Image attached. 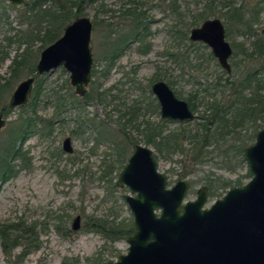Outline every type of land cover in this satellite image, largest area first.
<instances>
[{
    "label": "rangeland",
    "instance_id": "obj_1",
    "mask_svg": "<svg viewBox=\"0 0 264 264\" xmlns=\"http://www.w3.org/2000/svg\"><path fill=\"white\" fill-rule=\"evenodd\" d=\"M131 1L104 0L103 9L87 3L81 12L94 25L88 93L99 87L100 92L106 93L104 105L95 98L77 96L70 84V73L60 67L43 76L44 93L38 100L37 118L40 123L43 119L46 127L42 124L39 130L29 131L24 141L15 144L22 123L20 117L32 115L30 108L25 109L28 104L15 109L8 106L17 86L31 77L24 68L12 76L10 67L15 56L26 47L18 43L26 23L20 19L22 6L7 0L1 3L6 10L0 12V84L6 81L9 84L0 97V114L7 122L0 131V168L5 166L2 163L5 149L14 145L21 147L24 161H15V175L0 182V264H106L127 254L128 236H123L120 230L134 228V216L125 200L126 195L133 194L128 188H118L116 183L133 145L121 128L131 140L152 149L159 172L168 179V188L187 181L190 188L186 200L193 201L197 191L207 187L208 201L204 208H210L230 188L244 186L253 177L246 161L237 166L233 146L238 145L236 140L252 139L246 147L254 144L258 132L264 129V116L244 121L235 134L225 135L224 140H220L218 126H210L212 137H219L212 143L208 139L210 146L205 152L210 156L201 159V165H196L189 145L184 146L183 153L163 159L145 144L142 132L158 125H165L166 133L181 127L177 122L160 119V108L151 87L161 80L177 98L192 101L196 118L186 128L193 133L204 124L202 118L210 114L208 102L221 101L237 108L249 103L242 102L243 96L236 97L235 88L248 72H258V78L264 80V71L259 69L262 61L247 56L257 40H264V0H223L240 10L230 13L220 8L218 2L222 0H216L212 6L209 19L222 22L226 40L233 49L230 74L219 66L208 46L190 40L191 30L204 21L198 26L192 22L199 13L211 8L205 6L210 0H137L146 12L149 35L144 43L130 42L115 65L109 67L105 56L119 35L130 30L125 15L130 17L125 10ZM144 44L150 45L148 54L139 53L138 48ZM39 46L34 43L32 53L36 54ZM43 50L38 52L36 64ZM226 80L232 86L223 87ZM254 89L244 90L243 95H251ZM55 94L66 99L63 110H57ZM71 95L77 99L72 100ZM134 104L143 106L140 116L131 110ZM3 108H9L10 114H4ZM50 120H53L51 127L47 123ZM67 138L71 139L72 153L63 150ZM77 217L81 218L80 227L74 230ZM96 222L104 223V233L94 229ZM16 224L22 232L8 235V243L2 233Z\"/></svg>",
    "mask_w": 264,
    "mask_h": 264
},
{
    "label": "water",
    "instance_id": "obj_2",
    "mask_svg": "<svg viewBox=\"0 0 264 264\" xmlns=\"http://www.w3.org/2000/svg\"><path fill=\"white\" fill-rule=\"evenodd\" d=\"M8 1L17 6L25 3ZM93 30L89 17L68 24L63 35L41 52L36 76L63 67L70 73L75 94L84 98L93 68ZM190 40L208 46L219 66L228 74L232 72L233 49L219 19L206 20L192 29ZM35 82V77L22 81L8 106L15 109L27 105ZM151 90L159 102L162 120L183 124L196 118L189 103L177 98L166 82H156ZM6 125L0 114V131ZM63 149L73 152L70 138L64 140ZM243 154L252 179L244 186L232 187L222 199L204 208L208 201L206 187L197 191L196 200L186 201L190 184L179 181L168 188V179L159 172L152 149L134 145L117 187L126 186L135 195L125 196L134 216L135 232L127 240V254L106 264H264V129ZM80 221V217L75 219L74 230L79 229Z\"/></svg>",
    "mask_w": 264,
    "mask_h": 264
},
{
    "label": "trees",
    "instance_id": "obj_3",
    "mask_svg": "<svg viewBox=\"0 0 264 264\" xmlns=\"http://www.w3.org/2000/svg\"><path fill=\"white\" fill-rule=\"evenodd\" d=\"M4 0H0V12L5 11V7L1 5ZM216 0H210L205 5L206 8H209L206 12H201L198 16L195 17L192 22L193 26H198L200 22L206 21L210 18L212 6L215 4ZM98 4L102 9L104 8V0H26L24 5L22 6L23 12L21 16V20L25 21V30L22 31L21 36L18 40V43L21 47L26 46L21 53L17 54L11 63V71L12 76H16L20 74L22 69H26V72H29L31 77L36 78V84L30 99V102L26 106L25 109L30 108L32 111V115H25L24 117H20L22 123L19 124V137L15 138V142L18 140L24 141V138L28 134V132H33L35 130H39L43 125L44 120L42 119V123L37 118V105L39 98L43 95L44 89L42 88L44 83V78L36 76L35 67L38 59V52L47 48L48 46L55 43L63 34L64 28L73 21V19H78L83 15V7L85 4ZM220 8L226 10V12H238V7L229 1H220L218 2ZM15 9V6H10ZM125 14H128L130 18H126L125 22L129 23L130 30L129 32H125L124 34H120L119 37L113 43L111 51L105 56L106 62L109 64V67H113L116 61L122 56L123 51L126 49L128 44L132 41L138 42L141 41L144 43V40L147 39L149 35V22L147 21L146 12L139 5L137 0H132L128 9L125 10ZM231 15V14H230ZM232 16V15H231ZM235 16V15H234ZM34 43H39L40 46L34 54L32 53V46ZM32 45V46H31ZM139 53L148 54L150 52V45L147 44L140 46L138 48ZM247 55V54H246ZM251 57L253 60L262 61V64L259 66L260 71H264V40L259 39L255 42L252 47L250 54L247 55ZM258 72L247 73L243 78L241 84L236 87V97H242V102L246 103L244 107L237 108L231 104L223 105L221 101H212L208 102L206 108L209 109L210 114L206 118H202L204 120V124L200 128H197L196 132L193 133L192 130H188L187 125H181L180 129L174 131L164 130L165 125H158L154 127L153 130L142 132V136L144 138V142L147 146H152L163 159H170L173 155L184 152V146L189 145L190 148L188 151H192L193 159L196 160V165L202 164L201 159H205V157H209L210 154L206 153V149L209 148V140L211 143L214 142L219 136H222L220 140H224L225 135L232 134L240 128L244 121L249 122L252 120V117L256 115L264 116V80L258 78ZM7 81L4 84H0V97L3 93V90L8 87ZM173 84V83H171ZM236 85V84H235ZM215 86V85H214ZM232 86V82H228L226 80V86ZM251 87H255V91L251 95L244 96V90H247ZM100 88L97 87L96 90L91 91L85 96V99L95 98L97 102L104 105L106 100V93L100 92ZM57 97V110L64 109V102L66 99L61 97L60 95H56ZM72 100H76L77 97L75 95H71ZM94 99V100H95ZM114 99L118 100V96H115ZM190 106L192 105V110H195V106L192 104V101L188 99ZM158 108V105H157ZM23 109V108H22ZM23 109V110H25ZM134 109L135 115L140 116L144 112L143 106L140 104H134L131 106V110ZM9 108L2 109L4 114H10ZM29 111V112H30ZM130 111V108H129ZM7 112V113H6ZM133 114V112L131 113ZM63 121V120H62ZM51 127L53 126V120L47 122ZM43 124V125H42ZM215 125L218 126L216 129L220 131L219 136L213 138L210 132V126ZM101 127V126H100ZM150 126L148 125L147 128ZM122 129V133L126 135L130 139L132 144L139 143V141L131 140L132 138L126 132L124 128ZM209 139V140H208ZM219 140V141H220ZM252 140V139H251ZM251 140H245L242 142L241 140H236L235 144L238 142L237 146L234 147V153L238 160L237 166H239L240 162L245 163L243 158V150L247 146L248 142ZM219 141L215 143H219ZM15 146V145H14ZM5 149L4 153L6 154L2 163L5 162V166L0 168V182L8 180L9 177H13L15 175V171L17 166H13L15 161H24L22 158V149L19 147ZM205 154V155H204ZM207 155V156H206ZM6 158V160H5ZM9 159V160H8ZM229 185V184H227ZM211 190V188H210ZM221 190V189H220ZM99 222V221H98ZM94 225V229H97L99 233H104V223H98ZM10 229V231H7ZM123 236H130L134 233V228L131 227L129 230H120ZM5 232L2 233V236L8 240V235L11 233L19 234L22 232L20 230V225L16 224L10 228H5ZM118 233V230L116 231ZM11 237V236H10ZM12 239V238H11ZM7 243V242H6ZM9 243V240H8Z\"/></svg>",
    "mask_w": 264,
    "mask_h": 264
},
{
    "label": "flooded vegetation",
    "instance_id": "obj_4",
    "mask_svg": "<svg viewBox=\"0 0 264 264\" xmlns=\"http://www.w3.org/2000/svg\"><path fill=\"white\" fill-rule=\"evenodd\" d=\"M7 1H8V0H7ZM9 3H10V2H9ZM10 4H11V3H10ZM82 17H86V16H82ZM82 17H80V18H82ZM78 19H79V18H78ZM75 20H77V19H75ZM75 20H74V21H75ZM204 22H205V21H204ZM204 22H203V23H204ZM63 32H64V31H63ZM62 35H63V34H62ZM212 55H213V54H212ZM232 56H233V55H232ZM213 57H214V56H213ZM214 58H215V57H214ZM231 58H232V57H231ZM231 58H230V61H231ZM230 64H231V62H230ZM91 76H92V73H91ZM161 81H162V80H161ZM154 84H155V83H154ZM86 95H87V94H86ZM155 98H156V97H155ZM156 99H157V98H156ZM157 102H158V100H157ZM158 105H159V102H158ZM189 105H190V104H189ZM159 108H160V105H159ZM160 119H161V109H160ZM161 121H163V122H166V121H168V122H175V121L162 120V119H161ZM177 123H178V122H177ZM187 123H188V122L183 123V124H180V123H178V124H179V125H185V124H187ZM136 144H139V143H136ZM136 144H132V145L134 146V145H136ZM140 145H141V144H140ZM145 147H146V146H145ZM132 153H133V152H132ZM131 155H132V154H131ZM154 156H155V158H156V155H154ZM130 157H131V156H130ZM129 159H130V158H129ZM129 159H128V160H129ZM156 160H157V158H156ZM157 162H158V161H157ZM127 163H128V162H127ZM125 166H126V165H125ZM125 166H124V167H125ZM123 169H124V168H123ZM116 185H117V183H116ZM204 187H205V186H204ZM118 188H119V187H118ZM123 188H127V187L124 186ZM206 188H207V187H206ZM120 189H122V188H120ZM207 191H209L208 188H207ZM126 202H127V201H126ZM127 204H128V203H127ZM132 235H133V234H132ZM132 235H130V236H132ZM130 236H129V237H130ZM129 237H128V238H129ZM127 240H128V239H127Z\"/></svg>",
    "mask_w": 264,
    "mask_h": 264
},
{
    "label": "bare ground",
    "instance_id": "obj_5",
    "mask_svg": "<svg viewBox=\"0 0 264 264\" xmlns=\"http://www.w3.org/2000/svg\"><path fill=\"white\" fill-rule=\"evenodd\" d=\"M151 92H152V90H151ZM153 94V93H152ZM154 95V94H153ZM155 96V95H154ZM64 150V149H63Z\"/></svg>",
    "mask_w": 264,
    "mask_h": 264
}]
</instances>
